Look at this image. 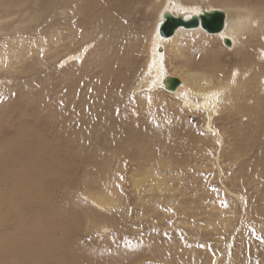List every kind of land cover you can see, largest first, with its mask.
<instances>
[{
    "label": "rangeland",
    "instance_id": "obj_1",
    "mask_svg": "<svg viewBox=\"0 0 264 264\" xmlns=\"http://www.w3.org/2000/svg\"><path fill=\"white\" fill-rule=\"evenodd\" d=\"M58 1L0 0V264H52L53 244L67 264H81L70 247L89 264H264L259 31L231 48L194 33L179 54L165 44L175 77L252 67L208 130L205 112L140 84L165 0Z\"/></svg>",
    "mask_w": 264,
    "mask_h": 264
},
{
    "label": "bare ground",
    "instance_id": "obj_2",
    "mask_svg": "<svg viewBox=\"0 0 264 264\" xmlns=\"http://www.w3.org/2000/svg\"><path fill=\"white\" fill-rule=\"evenodd\" d=\"M60 1L58 2L61 3ZM225 1L227 2L230 1L229 4L231 5L229 9L216 7L212 5L211 0H165L164 4L157 12L156 23L154 25V31H153V41H152L153 44L150 46L151 49L149 51V55L146 62L147 68L144 75L141 77V82H140V84L144 89L156 88V89H161L164 92L170 94L171 96H173V98L178 100L181 103V106L186 110L190 111L191 109H193L197 112H205L207 118L208 130L212 129L210 123L213 117L215 116V114H217L219 107L227 108L229 111H235L234 109L237 108V102L240 104L239 98H236L234 93H236L238 88L241 90V92H244L246 90L241 81V78H243L244 81L249 82V80L253 78L250 73L252 67L243 66V65L238 66L239 73L237 72L236 75L234 74L230 79H228V81H226V79H224L218 72L211 73L210 75H204L192 70L191 69V66H193L192 63H187V65L183 67L184 77L179 78L170 75L166 67L164 66V59H165L164 49H165V44L173 43L174 44L173 50L175 51V53L179 54L180 45L177 39L189 33H194L196 35H203L206 37H216L220 39L227 47L231 48L232 46L239 44L237 38L245 37L246 33L253 32L252 30L253 28H255L257 31H259L261 41H259L256 45L253 46L254 60L256 64H259L264 67V0H241L243 6L237 5L238 2L235 0H229V1L225 0ZM111 2L112 1H110V3ZM113 3H115V1H113ZM203 3L205 4L203 5ZM59 6L60 8H62L64 4H61ZM252 6L254 8H258V10L251 8ZM213 10H219L225 14L224 27L223 30L219 33L209 34L206 33L204 30H202L200 27L195 29H184L182 27H179L178 29L175 30L174 34L168 38L161 37L158 34L159 26L163 23V15L166 13H169L174 17L180 16L183 19L187 20L192 16H197L201 14L202 11L208 12ZM226 42H228V45L226 44ZM253 48L248 49V51H252ZM259 50H261V52H259ZM79 57L81 56L80 55L75 56L76 59H79ZM247 58H250V55H248ZM254 70L257 69L253 68V71ZM174 79L177 80L179 83L175 88L169 91L168 88L170 87V84L172 87V81ZM255 82L257 85L256 91H264V75L256 76ZM248 95L252 96V94H248ZM248 98H249L248 100H251L250 99L251 97ZM258 101L260 100L253 102L256 105L264 103ZM107 107H109V104ZM255 114L256 113H254V115ZM263 116L264 115L261 114V116L256 118L255 121L262 125L264 123V119H262L264 118ZM69 121H70L69 118L67 121L65 119L66 123H68ZM102 132H104V130L100 126L97 129H95L93 132H91V134H97V133L102 134ZM70 133L76 135V130L74 131L71 130ZM243 133L244 130L240 133L234 131V132H230V135L231 137L238 139L237 136L242 135ZM215 135H219V134L216 133ZM245 135L247 136L244 138L245 140L243 142L245 141H246L245 143H247L248 141L257 142L254 138L255 136H253L256 135L255 131L249 130L248 128V130L245 132ZM243 144L241 146H243ZM259 148H260L258 149L259 152L264 151V144L261 145V147ZM261 156L264 157L262 154ZM262 157H261V163H263L264 161ZM55 168L57 167L53 166L52 172H54ZM94 196L99 205L100 203L99 200L105 199L106 192H103V190L99 192H95ZM96 201L95 203H97ZM55 245L56 244H53L51 246V250L56 249L57 255L51 254V256L47 258V260L54 259L55 261L48 260L52 264H67V262L65 261V259L67 258L60 257V255L63 254L65 251L61 252L56 248ZM73 248L74 247H70L72 256L79 259V262L81 264L83 263L89 264L90 260L92 261L96 260L95 256L89 250H85L81 248H78L77 250H73Z\"/></svg>",
    "mask_w": 264,
    "mask_h": 264
},
{
    "label": "water",
    "instance_id": "obj_3",
    "mask_svg": "<svg viewBox=\"0 0 264 264\" xmlns=\"http://www.w3.org/2000/svg\"><path fill=\"white\" fill-rule=\"evenodd\" d=\"M225 21V14L219 10L202 11L197 16H192L185 20L182 17H174L173 15L166 13L163 15V23L159 26L158 34L161 37L168 38L172 36L176 29L182 27L184 29H195L200 27L206 33L216 34L223 30ZM228 45V42H226ZM179 82L177 80L172 81V87L168 90L175 88Z\"/></svg>",
    "mask_w": 264,
    "mask_h": 264
}]
</instances>
